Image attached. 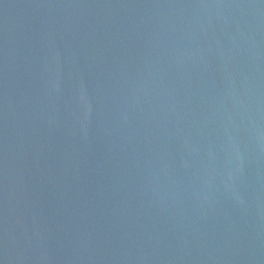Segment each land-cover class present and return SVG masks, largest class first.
Returning a JSON list of instances; mask_svg holds the SVG:
<instances>
[{
  "label": "water",
  "instance_id": "1",
  "mask_svg": "<svg viewBox=\"0 0 264 264\" xmlns=\"http://www.w3.org/2000/svg\"><path fill=\"white\" fill-rule=\"evenodd\" d=\"M0 264H264V0H0Z\"/></svg>",
  "mask_w": 264,
  "mask_h": 264
}]
</instances>
